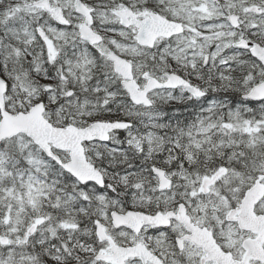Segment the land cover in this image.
<instances>
[{
	"label": "snow or ice",
	"instance_id": "6c2138e0",
	"mask_svg": "<svg viewBox=\"0 0 264 264\" xmlns=\"http://www.w3.org/2000/svg\"><path fill=\"white\" fill-rule=\"evenodd\" d=\"M0 264H264V0H0Z\"/></svg>",
	"mask_w": 264,
	"mask_h": 264
}]
</instances>
